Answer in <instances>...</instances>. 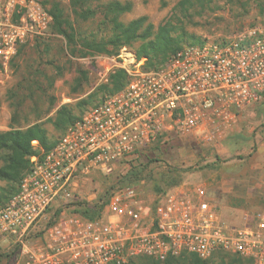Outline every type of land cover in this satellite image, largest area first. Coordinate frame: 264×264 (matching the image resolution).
Here are the masks:
<instances>
[{"label":"built area","instance_id":"built-area-1","mask_svg":"<svg viewBox=\"0 0 264 264\" xmlns=\"http://www.w3.org/2000/svg\"><path fill=\"white\" fill-rule=\"evenodd\" d=\"M52 22L37 0H0V71L9 69L29 32L44 34ZM113 59L109 71L124 69L126 86L88 107L44 155L31 157L18 190L0 206V248L21 244L12 264H125L141 255L208 259L219 252L264 264V197L236 225L201 186L174 187L148 202L130 183L112 189L100 217L62 213L41 228L51 206L69 199L92 169L156 142L217 144L264 100V23L185 45L157 68H145L146 57L127 46Z\"/></svg>","mask_w":264,"mask_h":264},{"label":"rangeland","instance_id":"rangeland-1","mask_svg":"<svg viewBox=\"0 0 264 264\" xmlns=\"http://www.w3.org/2000/svg\"><path fill=\"white\" fill-rule=\"evenodd\" d=\"M51 1L61 4L65 14L82 33L95 31L99 37L109 34L110 31L100 24L101 16L94 20L80 19L72 11L69 0H37L49 13ZM108 1L111 0H100L99 3ZM120 1L133 4L130 12L121 15L124 22L146 15L157 29L167 18L173 17L178 27L201 38L225 37L250 25L264 23V0H194L185 11L175 9L180 0ZM51 25L44 34L29 32L19 43L20 53L9 69L0 71V130L9 129L11 124L25 127L54 117L62 104H68L76 114H81L106 96L100 92L89 103L80 105L107 81L109 68L114 65L113 58L117 54L73 56L66 39L54 33ZM140 43L137 41L128 47L136 50ZM46 126L54 138L64 134L51 122ZM134 169L141 170L139 181L134 184L148 202L155 198L156 185L163 189L201 186L207 190L212 203L218 206L222 218L240 225L243 212L258 207L264 196V100L248 107L236 127L217 144L204 145L197 138L173 140L110 166L92 169L77 179V186L69 199L51 206L41 228L49 226L62 213L91 210L89 213L95 215L98 207H106L112 189ZM176 181L177 184L173 183ZM6 185V181L0 180V187ZM40 235L41 232L36 231L32 241ZM21 253V244H5L0 248V264H12ZM125 264L143 262L137 259ZM211 264L241 263H234L230 257L224 263L221 256H215Z\"/></svg>","mask_w":264,"mask_h":264},{"label":"trees","instance_id":"trees-1","mask_svg":"<svg viewBox=\"0 0 264 264\" xmlns=\"http://www.w3.org/2000/svg\"><path fill=\"white\" fill-rule=\"evenodd\" d=\"M69 1L72 11L78 18L94 20L99 15L101 16L100 24L110 31L108 35L100 37L95 31L90 32V34L82 33L65 14V10L59 2H49V10L53 15L51 30L66 39L67 48L73 56L86 57L101 53L118 54L122 47L134 46L137 41H141L135 50L137 55L139 57H146L145 68H157L174 51L185 45L202 43L206 40V38H201L187 32L184 28L178 27L176 22L173 21V17L167 18L157 29L148 21V16L146 15L124 22L121 20V15L131 11L133 4L130 1L111 0L105 3H99L100 0ZM193 3L194 0H180L175 9L181 8V10L185 11ZM19 53L20 49L16 55ZM127 81L128 76L126 71L122 68H114L110 71L107 81L100 84L96 91L89 96V100L82 101L80 105L89 103L100 92H103L107 96L121 91L126 86ZM96 103L94 102L92 105ZM83 113L76 114L68 104H62L57 109L54 117L36 121L25 127L11 124L9 129L0 130V161H2L0 165V180L7 182L5 187H0V206L6 204L18 190L23 177L32 167L31 157H41L58 142L59 138H54L50 135L46 123L51 122L55 129L65 132L68 127L75 124L82 117ZM14 117L15 115L13 119ZM34 140L38 141V145L33 143ZM161 145L162 143L156 142L136 154H141L153 146L158 147ZM140 176L141 170H131L124 175L120 183L114 188L136 183L139 181L138 177ZM173 183L177 184V181ZM169 189H163L156 185L154 192L155 194H162ZM104 207L103 205L98 207L95 215L89 213L91 210H77L74 213L94 219L102 215ZM53 222L49 224L51 225ZM215 256H221V261L224 263L225 259L230 257L234 263L255 264L250 258H243L223 252H219L208 259H202L194 253L178 257H168L165 260L141 255L129 259L126 263H134L135 260L139 259L143 264H211V259Z\"/></svg>","mask_w":264,"mask_h":264},{"label":"crops","instance_id":"crops-1","mask_svg":"<svg viewBox=\"0 0 264 264\" xmlns=\"http://www.w3.org/2000/svg\"><path fill=\"white\" fill-rule=\"evenodd\" d=\"M264 197V196H263Z\"/></svg>","mask_w":264,"mask_h":264}]
</instances>
